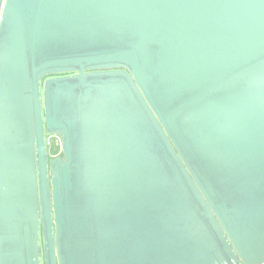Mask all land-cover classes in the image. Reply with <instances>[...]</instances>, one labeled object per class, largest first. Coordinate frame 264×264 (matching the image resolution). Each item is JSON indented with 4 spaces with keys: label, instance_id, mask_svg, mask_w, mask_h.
I'll use <instances>...</instances> for the list:
<instances>
[{
    "label": "water",
    "instance_id": "1",
    "mask_svg": "<svg viewBox=\"0 0 264 264\" xmlns=\"http://www.w3.org/2000/svg\"><path fill=\"white\" fill-rule=\"evenodd\" d=\"M0 245L264 264V0L0 5Z\"/></svg>",
    "mask_w": 264,
    "mask_h": 264
},
{
    "label": "built area",
    "instance_id": "2",
    "mask_svg": "<svg viewBox=\"0 0 264 264\" xmlns=\"http://www.w3.org/2000/svg\"><path fill=\"white\" fill-rule=\"evenodd\" d=\"M52 147H56L57 151L54 154L59 153V140L54 138L51 142Z\"/></svg>",
    "mask_w": 264,
    "mask_h": 264
},
{
    "label": "snow or ice",
    "instance_id": "3",
    "mask_svg": "<svg viewBox=\"0 0 264 264\" xmlns=\"http://www.w3.org/2000/svg\"><path fill=\"white\" fill-rule=\"evenodd\" d=\"M8 0H0V5L7 6ZM2 247V245H0Z\"/></svg>",
    "mask_w": 264,
    "mask_h": 264
},
{
    "label": "trees",
    "instance_id": "4",
    "mask_svg": "<svg viewBox=\"0 0 264 264\" xmlns=\"http://www.w3.org/2000/svg\"><path fill=\"white\" fill-rule=\"evenodd\" d=\"M57 151L56 147H52V153H55Z\"/></svg>",
    "mask_w": 264,
    "mask_h": 264
}]
</instances>
